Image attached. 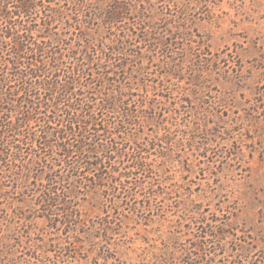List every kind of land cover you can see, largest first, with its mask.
Instances as JSON below:
<instances>
[{"label": "rangeland", "instance_id": "rangeland-1", "mask_svg": "<svg viewBox=\"0 0 264 264\" xmlns=\"http://www.w3.org/2000/svg\"><path fill=\"white\" fill-rule=\"evenodd\" d=\"M111 1L89 0L98 13ZM129 1L137 12L123 23L97 19L87 30L97 41L132 40L113 62L129 68L118 78L136 92L129 102L138 123L117 141L122 150L134 152L135 140L144 148L137 155L146 171L117 156L114 165L135 173L118 190L81 195V224L70 227L38 217L37 196L15 191L18 169L4 171L0 264H264V0ZM55 2L68 12L66 0ZM10 48L0 47L3 71ZM121 111L108 118L119 121ZM31 174L30 182L41 172Z\"/></svg>", "mask_w": 264, "mask_h": 264}, {"label": "trees", "instance_id": "trees-1", "mask_svg": "<svg viewBox=\"0 0 264 264\" xmlns=\"http://www.w3.org/2000/svg\"><path fill=\"white\" fill-rule=\"evenodd\" d=\"M54 4L55 0H0L1 51L11 46V56L5 60L8 71L0 67V179L4 171L18 169L23 178L15 191L37 196L35 210L44 213L38 217L70 227L81 224L77 208L80 200L85 201L81 195L98 186L104 193L118 190L135 173L114 165L117 156L134 157L138 171H146L148 165L137 155L144 148L136 140L134 152L122 150L117 141L128 126L138 123L129 102L136 92L129 85H125L128 91L123 89L118 78L120 73L128 78L129 68L123 61L116 66L113 62L122 57L119 45L132 40H124L123 35L117 41L106 37L97 41L87 30L97 19H105L108 26L123 23L137 12V5L114 0L98 13L89 0H66L68 12ZM72 7L74 16L69 12ZM63 24L66 30L61 32ZM46 30L50 32L45 34ZM130 71L131 80L139 82V70ZM84 77L89 83L86 88L81 83ZM113 81L120 84L111 88ZM95 82L101 83L99 89L94 90ZM106 86L108 91L103 92ZM143 89L147 91L146 84ZM101 92L105 96L98 104ZM118 109L122 110L119 121L108 118L109 112ZM150 145L156 146L155 142ZM32 170L41 174L30 182ZM115 196L113 204L119 208L123 200ZM58 210H63V217L54 221ZM109 227L104 225V232ZM70 247L76 249L73 244Z\"/></svg>", "mask_w": 264, "mask_h": 264}]
</instances>
